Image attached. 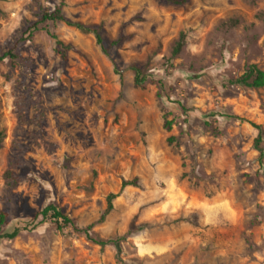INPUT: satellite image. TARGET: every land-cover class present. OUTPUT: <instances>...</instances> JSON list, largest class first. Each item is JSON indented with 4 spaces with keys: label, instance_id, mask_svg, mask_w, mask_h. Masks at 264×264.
Segmentation results:
<instances>
[{
    "label": "rangeland",
    "instance_id": "374dc122",
    "mask_svg": "<svg viewBox=\"0 0 264 264\" xmlns=\"http://www.w3.org/2000/svg\"><path fill=\"white\" fill-rule=\"evenodd\" d=\"M177 1L0 0V48L22 60L0 61L5 231L53 204L100 239L133 221L127 264H264V87L231 83L264 71V0ZM58 6L100 26L106 54L60 21L48 32L69 46L65 61L47 31L28 35L39 7ZM132 66L155 82L136 87ZM36 223L0 239V264H120L112 246Z\"/></svg>",
    "mask_w": 264,
    "mask_h": 264
},
{
    "label": "trees",
    "instance_id": "16d2710c",
    "mask_svg": "<svg viewBox=\"0 0 264 264\" xmlns=\"http://www.w3.org/2000/svg\"><path fill=\"white\" fill-rule=\"evenodd\" d=\"M169 3L177 4V0H166ZM37 19L34 22H31L27 25L26 31L28 35H33L37 31L45 30L47 33L51 36V38L54 40L55 43V51L60 55L63 61L67 58V53L69 51V46L64 45L61 41L57 39V37L53 34H50L48 32V25L53 24L56 22H64L68 25L74 26L80 31H83L85 33L92 34L96 40V43L100 46L102 52L106 54V49L103 46L102 38H101V27L98 25H90V24H84L81 22H70L65 19V17L62 14L61 8L55 7L53 10H47L43 9L41 7L38 8V12L35 13ZM121 38L118 40H114L111 42V44H117L120 41ZM182 46V41H180L177 46L173 50V54L176 55L179 53L180 48ZM3 60H9L11 62H18L22 63L21 57L14 52L13 49L2 51L0 48V61ZM132 70L134 73V85L138 88H144L147 83H154L155 80L149 79L148 76L145 74V72L142 71V69L138 66H132ZM160 83V82H157ZM231 83H234L239 86H246L251 88H262L264 87V71L257 68L255 65H250L247 67L243 75L239 76L235 80L231 81ZM172 122L171 121H165L164 122V128L169 131L171 129ZM259 129V136L255 140V145L257 147V144L261 140V131L260 127L256 126ZM212 133L216 134L218 133V129L216 127H212ZM1 140V135H0ZM175 139L173 137L168 138V143L171 144ZM4 179L6 181V185L13 187L16 186L20 182V178L16 176L10 169L6 170L4 173ZM136 187L137 186V180H123L121 182L120 191L116 194H109L106 198V208L103 211V214L100 218L102 221L112 210H113V201L118 197L119 193L125 189L126 187ZM40 217V222H48L51 225L55 227V229L65 234L67 233V230H73L78 233H81L84 235V237L92 242L93 244H96L100 247L105 246H112L115 250V257L116 261L120 264H127L123 261L121 258V242L128 237L130 234L134 233L138 230V227L134 224L132 221L130 223V226L128 227V230L126 234L122 236H117L113 238L108 239H100L96 236L91 234L92 225H88L85 227H78L73 219H71L69 216L64 214L62 211L59 210V208L53 204H50L46 207H44L40 212L35 214L32 218H30L27 221L20 222V225L14 227L10 231H5V227L7 226L8 222V213L0 210V239L3 240H12L15 237L18 236V234L21 231L28 230L31 227L36 226V220Z\"/></svg>",
    "mask_w": 264,
    "mask_h": 264
}]
</instances>
